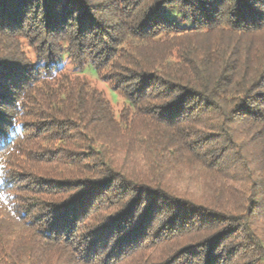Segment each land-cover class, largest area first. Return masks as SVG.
Here are the masks:
<instances>
[{"label":"trees","instance_id":"1","mask_svg":"<svg viewBox=\"0 0 264 264\" xmlns=\"http://www.w3.org/2000/svg\"><path fill=\"white\" fill-rule=\"evenodd\" d=\"M0 264H264V0H0Z\"/></svg>","mask_w":264,"mask_h":264},{"label":"rangeland","instance_id":"2","mask_svg":"<svg viewBox=\"0 0 264 264\" xmlns=\"http://www.w3.org/2000/svg\"><path fill=\"white\" fill-rule=\"evenodd\" d=\"M163 18L175 22L180 28L183 29H189L191 26L188 20H183L181 17L177 18L174 10L171 9H167L163 13ZM24 51L27 53L28 57L32 61H34V53L26 43H24ZM60 71L62 73L70 75L71 77L79 76L86 79L90 86L100 91L104 95V97L109 100L115 115H119L125 105L123 98L114 90V88L110 84L105 83L100 78H98L92 68L87 67L83 72H79L73 67V65L67 58H64L60 66Z\"/></svg>","mask_w":264,"mask_h":264}]
</instances>
